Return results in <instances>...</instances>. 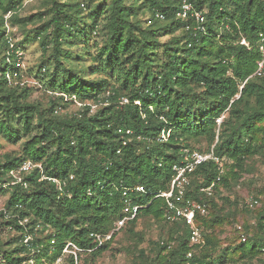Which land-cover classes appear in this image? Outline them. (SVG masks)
I'll list each match as a JSON object with an SVG mask.
<instances>
[{"label": "trees", "instance_id": "obj_1", "mask_svg": "<svg viewBox=\"0 0 264 264\" xmlns=\"http://www.w3.org/2000/svg\"><path fill=\"white\" fill-rule=\"evenodd\" d=\"M132 1L136 3L89 0L85 5L81 0H46L49 18L34 30L45 53L37 73L47 92L56 96L44 110L26 100L28 88L13 86L21 74L18 45L8 42L6 32L7 24L25 26L35 17L41 20L42 13L20 16L22 0H0V134L12 141L35 132L20 153L0 160V192L9 194L0 211V227L19 231L14 238L0 240L2 263L27 264L39 256L54 260L68 241L100 255L117 232L97 248L90 233L111 230L123 217L125 197L141 207L124 221L122 232L137 243L143 239L138 221L151 222L163 232L151 241V255L140 248L133 264L216 263L215 228L226 217L215 194L229 187V179H237L247 158L264 155V62L257 73L264 0H188L205 16L206 34L196 35L185 28L192 20L176 17L178 0ZM142 10L150 13L147 24L138 17ZM157 12L164 18L156 17ZM64 95L81 103L76 114H54L56 106L66 108L73 101H65ZM91 102L99 104L94 114H89ZM118 128L132 130L126 145ZM163 129L169 136L159 141ZM202 141L205 149L197 146ZM212 145L215 154L231 163L211 195L200 188L219 174L215 164L203 163L191 174L185 196L207 207L205 215L195 218L204 237L202 249L195 253L188 226L182 219H170L165 199L155 195L169 188L171 166L182 147L207 150ZM25 160L65 181L63 194L52 182L39 180L37 167L14 182L9 171ZM138 185L143 192L133 189ZM260 214L257 231L232 253L252 258L264 252ZM25 217L49 230L53 242L24 244L18 220ZM205 230L209 232L204 235Z\"/></svg>", "mask_w": 264, "mask_h": 264}, {"label": "rangeland", "instance_id": "obj_2", "mask_svg": "<svg viewBox=\"0 0 264 264\" xmlns=\"http://www.w3.org/2000/svg\"><path fill=\"white\" fill-rule=\"evenodd\" d=\"M81 1L82 4L86 5L89 0ZM126 3L135 4L136 1L126 0ZM47 11L46 0H22L17 13L20 16L27 17L42 13L41 20L35 17L32 22H27L25 26L12 25L11 23L6 26V32L11 39V43L13 42L18 45L17 64L21 74L19 79L14 78L13 86L19 85L18 90L28 88L26 100L38 105L40 108H44V110H48L51 99L56 95H50L47 92L41 74L37 73L39 64L42 62L45 53L34 36V30L44 20L49 18V15L46 13ZM138 17L146 24L151 21L150 13L147 11L142 10ZM162 38L164 39L166 36ZM75 50L76 47L74 46L72 51ZM46 54H48V51ZM49 68L51 71L52 66H49ZM41 72L44 73L43 68ZM81 106L80 102L73 100L67 102L66 108H63L61 105L56 106L54 114L58 116L76 114L81 109ZM97 107H99V104H93L91 102L89 114H94ZM34 134L35 132H32L31 134L22 136L18 140L12 139V141H9L3 134H0V160H4L5 154L17 155L20 153L25 140ZM197 146L205 149L207 144L205 141H202ZM223 159L224 171H227L231 161L226 158ZM229 182V187L221 188L214 197L222 207V215L226 218L220 226L215 228L216 248L212 254V259L215 260V264H264V252L262 251L252 258H248L246 255L241 257L239 253H232V249L243 242L242 236L245 238L250 237L257 231L258 213L264 216V155L257 154L247 158L245 160L244 170L240 171L237 179H229ZM8 196V193L0 192V211H3ZM225 197L227 200L224 199ZM253 197L257 199V204L253 208H248L246 201ZM13 216L16 217L17 215L15 214ZM18 222L23 227V239L27 238L28 242L37 241L42 245H46L47 242H53V239L49 237L50 231L47 229L43 230L42 226L37 223L31 224V218L25 217L22 220H18ZM115 222L116 220L112 226H114ZM122 226L115 231L117 234L114 236L108 249L98 256H92L89 251H80L74 247L65 246L61 254L54 260L39 256L37 261L36 258H33L27 264H35L36 262L40 264H133L140 248L151 255V241H156L163 235L162 230L157 225L148 221L146 223L144 221H138L136 229L142 232L143 239L137 243L138 239L121 231ZM30 228L32 229L31 231H29ZM112 229L113 227L110 231ZM208 232H203V234L205 235ZM17 234H19V231L17 232L15 228L9 225H2L0 227V240L2 242L14 238ZM23 239L22 242L24 243ZM202 240L203 242L200 245H193V252H200L204 245V237ZM5 247L12 248L13 246L4 244ZM33 252L30 251V255ZM2 262V258H0V264H6Z\"/></svg>", "mask_w": 264, "mask_h": 264}, {"label": "built area", "instance_id": "obj_3", "mask_svg": "<svg viewBox=\"0 0 264 264\" xmlns=\"http://www.w3.org/2000/svg\"><path fill=\"white\" fill-rule=\"evenodd\" d=\"M156 17L163 19V14L156 13ZM176 17L181 20H192L193 25H186V30L190 31L193 35L197 33L206 34V26H205V16L204 13L200 10L194 8L193 4L188 0H178V9L176 11ZM224 27L228 28V23H224ZM8 42L11 43V39L8 38ZM241 43L246 44V41L242 38ZM259 50L262 54V59L259 63V68L257 73H260L259 70L264 62V37L261 38L259 43ZM64 100L68 101L70 99L75 100L74 97H67L64 95ZM128 100L127 98L123 97L122 102L126 103ZM221 118H217V123H220ZM118 133L120 134V139L122 140V144L126 145L130 140V136L132 135V130L129 128L123 129L118 128ZM169 136V130L163 129L161 130L157 139L159 141L167 140ZM137 139H140L139 136H136ZM148 140H150L148 138ZM117 153H120V150H117ZM223 157L215 154L213 150V146H211L207 150H198L195 148L190 147H182L180 149V156L178 162H175L171 166L172 176L169 182V188L164 191H159L155 197H163L165 199L167 205V216L170 219H182L183 222L188 226L189 229V242L191 245H200L203 240L202 236V228L196 223L195 218L197 214L205 215L207 213V207L205 203H201L195 201L191 198L185 196L186 190L190 185L191 181V174L194 170L201 164L207 162H213L218 170L219 174L215 177V179L208 185L201 187L200 190L205 192L207 195H211L213 193V186L215 183L220 181V174L224 172V165H223ZM34 167L39 168V180H47L54 184L56 190L58 191L59 195H62L64 192V187L66 185L65 181L60 180L57 177H50L45 174V172L41 168V164L33 163L30 160L23 161L19 166L9 171V174L14 178V182L21 181L22 174L25 172H29ZM72 178V176H70ZM4 186V185H3ZM136 191L143 192V186H135L133 188ZM132 190V188H130ZM91 191L87 190V195H90ZM257 204L256 198H249L246 201V206L248 208H253ZM19 207H21L19 205ZM141 205L133 204L132 200L128 197L124 198V207L122 209L123 217L121 219H117L114 223L112 231L108 233H97L91 232L90 236L96 242V246L94 248L99 247L102 245L106 240H108L111 234L114 231H117L125 220L132 218L138 211ZM115 227V228H114ZM245 238L242 237V240ZM24 243L29 245L30 241L28 239H23ZM65 246L74 247L77 250L82 251L83 249L78 248L72 242H67ZM63 247V248H64ZM51 251H54L55 247L53 245L50 246ZM93 249H88L86 251H91ZM84 251V250H83ZM192 251L187 253V257H191Z\"/></svg>", "mask_w": 264, "mask_h": 264}]
</instances>
